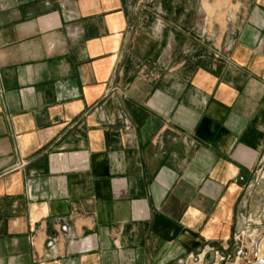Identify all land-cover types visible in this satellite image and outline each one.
Segmentation results:
<instances>
[{
    "label": "crops",
    "instance_id": "0c3cea01",
    "mask_svg": "<svg viewBox=\"0 0 264 264\" xmlns=\"http://www.w3.org/2000/svg\"><path fill=\"white\" fill-rule=\"evenodd\" d=\"M263 160L264 0H0V264L229 259Z\"/></svg>",
    "mask_w": 264,
    "mask_h": 264
},
{
    "label": "rangeland",
    "instance_id": "374dc122",
    "mask_svg": "<svg viewBox=\"0 0 264 264\" xmlns=\"http://www.w3.org/2000/svg\"><path fill=\"white\" fill-rule=\"evenodd\" d=\"M210 24H213L210 22ZM214 30V28H212ZM260 171L259 179L264 181V160L258 168ZM258 188V187H257ZM263 188V187H261ZM256 187H251L246 192L247 197L254 194ZM261 197L264 198V188L261 192ZM264 210L256 215L252 220L247 218L246 223L243 225L244 229L237 233L234 242L237 243L238 249L235 255H231L229 259L220 261L212 252L210 259L205 257L201 264H264Z\"/></svg>",
    "mask_w": 264,
    "mask_h": 264
},
{
    "label": "built area",
    "instance_id": "2783aa9c",
    "mask_svg": "<svg viewBox=\"0 0 264 264\" xmlns=\"http://www.w3.org/2000/svg\"><path fill=\"white\" fill-rule=\"evenodd\" d=\"M210 252H212L217 258L220 257V261H224L227 258L226 256L221 255V253L219 251L215 250V249H211ZM206 256H207V254L202 256V258H200V256H198L196 262H203Z\"/></svg>",
    "mask_w": 264,
    "mask_h": 264
},
{
    "label": "water",
    "instance_id": "95a60500",
    "mask_svg": "<svg viewBox=\"0 0 264 264\" xmlns=\"http://www.w3.org/2000/svg\"><path fill=\"white\" fill-rule=\"evenodd\" d=\"M206 258H207V260H209V259H210V255H207V257H206Z\"/></svg>",
    "mask_w": 264,
    "mask_h": 264
}]
</instances>
